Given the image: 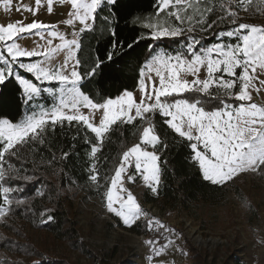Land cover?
I'll return each mask as SVG.
<instances>
[{"label":"snow or ice","instance_id":"snow-or-ice-1","mask_svg":"<svg viewBox=\"0 0 264 264\" xmlns=\"http://www.w3.org/2000/svg\"><path fill=\"white\" fill-rule=\"evenodd\" d=\"M54 2L35 0L34 8L21 3L16 10L36 16L43 3L51 14ZM59 2L68 8L61 23L69 31L38 19L0 23V88L7 90L18 82L22 93L18 99L29 107L18 122L0 119V222L5 221L13 203H26L25 199L13 200L12 194L24 189L12 182L35 179L9 160L20 159L26 146L45 144L48 134L57 127L75 126L78 134L84 130L80 138L90 146L88 179L98 191L103 187L107 212L129 228L145 218L148 230L163 236L164 243L158 238L145 241L150 250L148 259L155 261L175 248L179 237L174 239V229L158 218H149L142 208L129 186L136 182L137 175L158 195L169 163L165 154L179 148L186 152V160L200 178L214 186L226 187L242 174L264 176V101L253 95L264 88V22L243 19L254 0H159L152 16L129 14L133 30L139 26L146 33L125 42L117 32L123 0ZM11 5L12 0H3L5 9ZM98 19L104 25L101 35L109 37L108 48L103 56L96 53L83 59V38L98 30ZM220 25L232 27L220 30ZM206 33L218 36L220 41L210 46L202 44ZM35 35L44 43L29 49L19 42L21 37ZM57 39L59 43L54 44ZM181 39L184 44L179 51L161 46L165 40L179 45ZM144 40L152 43L138 71L139 97L128 89L114 97H98L97 77L119 71L114 65L131 56ZM60 54L62 61L54 62ZM17 69L31 74L34 80ZM202 70L206 72L204 78ZM44 83L52 86L42 87ZM45 93L52 100L49 105L40 102ZM6 99L14 103L17 98H6L0 92V107ZM157 116L167 132L158 129ZM120 125L136 127L133 135L138 136V142L122 152L101 185L97 154L114 126ZM70 155L64 151L62 158ZM52 219L48 215L44 222Z\"/></svg>","mask_w":264,"mask_h":264},{"label":"rangeland","instance_id":"rangeland-1","mask_svg":"<svg viewBox=\"0 0 264 264\" xmlns=\"http://www.w3.org/2000/svg\"><path fill=\"white\" fill-rule=\"evenodd\" d=\"M21 3L35 7V0H12L10 8L5 9L0 0V23L21 19L27 23L38 19L59 24L61 31H69L61 23L68 8L59 0H55L51 14L42 3L36 16L28 11L18 12L16 9ZM243 19L251 23L264 22V0H254ZM19 42L29 49L44 43L39 35L21 37ZM53 43H59L58 39ZM62 59L63 54H60L54 62L59 63ZM205 76L206 72L202 70L201 78ZM41 86L50 85L44 83ZM133 92L139 97L138 88ZM253 95L264 101V88ZM230 185L232 190L226 202L179 210L145 202L141 192L148 188L137 175L136 182L129 186L142 208L149 218H158L174 229V239L179 237L176 247L155 261H149L150 250L145 241L159 239L160 235L147 227L143 233L120 227L99 198L82 199L83 193L75 197L71 217L76 230L66 231L63 237L44 229L36 221L17 215L12 209L5 221L0 222V264H37L45 257L56 259L58 264H264V176L242 174ZM139 221L147 226L145 218Z\"/></svg>","mask_w":264,"mask_h":264},{"label":"trees","instance_id":"trees-1","mask_svg":"<svg viewBox=\"0 0 264 264\" xmlns=\"http://www.w3.org/2000/svg\"><path fill=\"white\" fill-rule=\"evenodd\" d=\"M158 2L159 0H123L121 11L118 13L121 16L117 28L119 39L129 42L133 36L145 34L146 30L139 26L133 30V24L128 19L129 14L152 16ZM97 25L96 32L87 33L83 38L81 51L83 59H88L96 53L103 56L108 48L109 37L107 34L101 35L104 33V25L99 19ZM231 27V25L219 26L220 30H231ZM219 41L218 36L211 33L203 34L202 44L209 46ZM150 43L152 42L148 40L141 41L140 46L131 56H125L123 60L114 65L119 71L103 72L97 77L98 97L102 94L114 97L124 89L135 91L138 88V71L148 55L147 47ZM183 44L182 39L179 45L173 41L165 40L161 46L179 51ZM20 72L23 73L22 70ZM23 75L25 78L34 80L29 73H23ZM18 87V82L14 81L7 90L0 88V92L6 98L9 96L17 98L14 103L6 99L3 107H0V119L11 118L18 122L29 111V107L23 105L18 99L22 95ZM40 102L49 105L52 100L48 95H45ZM156 122L158 129L167 132L161 117L157 116ZM134 132H136V127L131 125L114 126L113 132L105 140L102 151L97 154L99 158L97 166L103 178L101 185L104 184V179L110 176L122 152L138 141V136L133 135ZM83 136L84 130L80 129L78 134L75 126L63 129L57 127L55 132L48 134L45 144L26 146L20 159L14 157L9 160L10 163L22 168L24 175L35 177L31 182L23 180L12 182L13 186L24 189L22 192L12 194L13 200H26L23 205L13 203V212L27 220L38 222L44 229L59 237L66 231L76 230L75 221L71 217L75 197L83 193L82 199L99 198L103 200V187L98 191L88 179L90 146L80 138ZM89 138H91L90 133ZM64 151L71 153L66 160L62 158ZM165 156L169 163L164 170L158 195H154L149 189H144L141 196L145 202L158 203L164 207L168 205L173 209L189 210L200 204L215 205L229 199L231 185L219 187L203 181L197 169L186 160L185 151L178 148L167 152ZM40 191L44 192L43 196L39 195ZM48 209L51 211L46 213L45 210ZM48 215H51L53 219L45 223ZM115 218L120 227L128 228L130 231L143 233L147 230L144 222L138 221L136 225L129 228L119 218ZM27 245L29 249H33V246ZM56 262V259L45 257L44 261L37 264H58Z\"/></svg>","mask_w":264,"mask_h":264},{"label":"built area","instance_id":"built-area-1","mask_svg":"<svg viewBox=\"0 0 264 264\" xmlns=\"http://www.w3.org/2000/svg\"><path fill=\"white\" fill-rule=\"evenodd\" d=\"M158 237H159L161 243H164L165 242L163 236L160 235Z\"/></svg>","mask_w":264,"mask_h":264}]
</instances>
